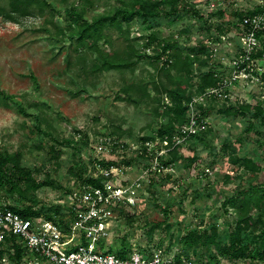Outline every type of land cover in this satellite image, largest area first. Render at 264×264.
<instances>
[{
  "label": "rangeland",
  "instance_id": "374dc122",
  "mask_svg": "<svg viewBox=\"0 0 264 264\" xmlns=\"http://www.w3.org/2000/svg\"><path fill=\"white\" fill-rule=\"evenodd\" d=\"M8 1L0 0V5L8 6ZM132 1L127 0L128 3ZM92 2L93 6L86 12L89 19L112 13L120 7L118 0ZM182 2H187L204 14L209 12L207 9L202 10L208 0ZM254 2L242 0L239 7L243 11L254 5ZM53 4L57 9L55 13L46 9L19 22L0 19L1 85L8 93L16 95L31 114L25 116L0 101V148L10 152L22 150L31 168L39 169L42 177L50 175L57 184L63 186L45 187L37 193L46 204H54L59 200L65 202V190L72 189L76 181L73 176L76 158L73 148L62 147L54 139L37 132L38 115L42 122L41 128L51 131L59 141L74 137L79 139L85 134L94 140L97 135L116 128L127 132L124 139L129 140H135L140 135H155L163 121L156 113L158 98L161 104L167 103L168 98L165 97L166 92L156 93L152 82L159 81L161 86L171 88L170 76L178 77L175 71L169 77L162 74L161 70L165 66L162 60L157 68L145 59L138 61L134 69H97L102 63L99 53L76 50L65 35L57 34V28L67 25L65 8H82L85 1L53 0ZM225 6L228 11L221 19L228 21L236 6L232 0H225ZM206 27L207 24L202 25L193 14H187L175 24L162 20L155 29H151L145 20L136 18L129 25H124L126 33L107 28L106 33L111 42L106 44L101 41L100 48L115 51L129 61H134L136 57H130L127 53L131 47L141 54L153 55L159 51V43L177 42L183 47L193 46L206 38ZM154 30L158 31V38L150 43L148 36ZM194 70L197 74L203 69L196 67ZM32 75L38 79V89L34 86ZM195 82L196 78L192 81L193 87H189V95L195 89ZM144 86L148 88V95L139 91ZM125 88L130 89L125 92ZM233 101L261 104L264 108V85L258 88L237 85L233 88ZM245 118L236 116L227 119L213 114L207 145L193 142L182 149L183 157L177 160L180 168L175 165L172 172L160 173L154 179L158 185L151 188L147 187V181L144 188L136 193L137 205L124 206V213H116L110 237L102 239L100 245H115L117 248L125 243L129 253L160 251L171 256L197 258L199 255L209 261L212 254L210 247H196L194 252L193 248L184 246L181 238L190 230L202 231L215 225L220 237L227 240L237 219L234 211L225 212L222 206L226 195L230 193L228 188L240 176L245 180H264V171H247L233 164L229 157L249 156L259 162L264 170V147L250 142L257 137L245 133ZM225 142L230 144L227 152L222 149ZM52 146L63 150L58 159H55L59 155L57 151H52ZM93 151L90 146L85 148L83 158L88 160L90 155L95 156ZM192 155H198L199 160L187 169L183 163H187L186 158ZM207 166L211 167L212 173L204 175L203 167ZM139 175L140 168L132 165L122 175V180L135 179ZM226 175L231 177L228 183ZM165 209L168 211L165 212ZM217 264H264V261L220 257Z\"/></svg>",
  "mask_w": 264,
  "mask_h": 264
},
{
  "label": "trees",
  "instance_id": "16d2710c",
  "mask_svg": "<svg viewBox=\"0 0 264 264\" xmlns=\"http://www.w3.org/2000/svg\"><path fill=\"white\" fill-rule=\"evenodd\" d=\"M85 5L82 8L75 6L66 7L64 10L65 19L67 22L66 27L57 28L58 35H65L72 46L76 50L97 52L99 53L102 63L97 69L110 71L113 69H134L138 61L145 59L150 60L155 67L161 63V55L169 50L165 66L162 68L164 73L169 77L172 71L178 74L170 76V83L172 87L160 85L159 81H153V90L161 94L166 92L165 97L169 99V103L161 104V99L158 98V107L156 113L163 119L159 128L155 131V135L164 136L172 135L176 130L184 125L188 117L187 102L194 93L204 92L206 89L217 84L218 78L215 74V67L212 63L208 47L205 44V39L212 36L213 30L224 32L229 28L234 20L237 22L244 16L253 12L251 9L243 11L232 10L230 13L231 19L224 21L223 18L227 13L226 10H219L217 12L202 13L199 9L189 6L183 0H133L128 3L127 0H118L120 7L116 8L112 13L99 14L93 18H87L86 12L93 6L92 0H84ZM8 6L0 5V19L7 21L19 22V20L33 15L35 12H44L49 9L51 13L57 12L54 7L53 0H9ZM189 14H193L201 22L202 25L207 24L206 38L199 41L198 44L193 46L183 47L172 42L169 44L159 43V51L156 54H141L133 47L127 52L130 57H136V60L129 61L127 58L122 57L115 51H105L100 48V42L110 43L106 29L113 28L120 32L126 33L124 25H129L134 19L145 20L150 24L151 29L161 25L162 20H167L171 24H175L181 18ZM150 43H154L158 38V31L151 32L148 36ZM262 45L264 51V36L262 37ZM163 64V65H164ZM200 67L203 69L200 73L195 74V68ZM33 78L34 86L39 88V82L35 75ZM196 78L194 83L195 89L191 95L188 94L189 87H193L192 81ZM264 81V75H263ZM130 88H125L124 91H129ZM139 91H143L148 95V88L146 86L140 87ZM73 95H78L74 93ZM0 101L7 107L17 109V111L25 116H31L26 110V107L19 101L14 94H10L4 89L0 81ZM38 106V105H37ZM202 114L204 116H225L227 119L241 116L247 121L245 133L247 136H256L257 139L250 140L255 142L258 147H264V108L261 104L252 103H238L236 101L228 100L226 102L211 101L208 107H202ZM41 118L37 116V132L44 134L47 137L54 139L56 144L60 146H68L73 148L75 155V168L73 176L76 181L81 183L90 184L94 187H102L106 181L104 177L94 178L89 175V165L93 162V156L90 155L88 160L83 158V150L90 146L91 137L87 134L81 135L79 139L65 138L58 140L51 131H45L41 128ZM209 126L205 131L191 136L188 142L184 145H179L171 150L169 154L163 159L165 165H177V160L182 158V149L191 146L193 142L197 145H207V135ZM127 132L120 131L116 128L112 131L103 132L101 134H108L122 139ZM128 135V134H127ZM153 134L140 135L135 140H147L154 138ZM230 147L228 142L223 144L222 149L227 152ZM52 151H57L60 157L63 153L62 149L52 146ZM196 151V150H194ZM233 164L239 165L247 171L260 172L264 171L261 164L249 156H229ZM137 162L149 165L145 158L135 159ZM187 163L183 166L190 169L198 160V155H192L186 158ZM122 162L131 164L132 160H123ZM214 162V161H213ZM212 162V163H213ZM104 164L112 165L117 164V161H103ZM178 168H180L177 165ZM39 169L31 168L24 159L22 150L10 152L0 148V203L6 202L15 211L19 212L24 217H34L44 215L48 219H52L66 225L65 208L59 204H46L41 201L37 193L45 188H62L61 184H57L56 180L50 175L42 177ZM156 177L153 175L147 187L151 188L158 185ZM227 183L230 182V176H225ZM234 179V178H233ZM236 183L229 187V194L226 195L222 206L225 212L234 211L237 214L235 225L229 233V237L225 240L220 237L218 228L212 225L202 231L190 230L182 238L181 242L184 246L193 248L208 246L212 254L208 258L210 262L217 264V259L220 257L235 258V259H250L253 261H264V180L256 181L255 179L245 180L240 176ZM71 189H66L69 192ZM168 211L165 209V212ZM120 213H124L122 209ZM7 241L15 246V254L8 255L12 262H17L22 256V249L16 244V237H7ZM125 243L122 246H109L101 245V249H107L117 255L125 258L129 252ZM1 246V245H0ZM4 244H2V247ZM0 247V264L2 258L6 256L4 247ZM181 256L176 255L178 260ZM197 259L202 260L199 255Z\"/></svg>",
  "mask_w": 264,
  "mask_h": 264
},
{
  "label": "built area",
  "instance_id": "2783aa9c",
  "mask_svg": "<svg viewBox=\"0 0 264 264\" xmlns=\"http://www.w3.org/2000/svg\"><path fill=\"white\" fill-rule=\"evenodd\" d=\"M240 1L232 0L235 10L241 11ZM254 1V5L248 8L253 10L252 13L244 14L238 22L234 20L224 32L214 29L212 36L205 39L218 81L204 92L190 97L187 121L174 134L155 135L147 140L100 134L91 140L90 147L95 156L89 165V175L104 177L106 181L102 187L73 182L65 202H55L65 208L66 225L44 215L24 217L7 203H0V247L4 244L7 252L2 264H215L183 255L177 260L175 255L160 251L132 252L123 258L101 249L100 244L102 239L110 237L116 213L124 206L137 205L136 193L144 188L145 183H149L153 175L173 171L172 164L163 163L169 152L211 126V116H204L202 107H208L212 100L232 101L233 88L239 84L251 88L264 85V0ZM206 9L209 12L228 11L225 0H208L202 10ZM168 52L161 55L162 61L167 59ZM166 101L169 103L168 99ZM137 158H145L149 165L137 162ZM108 160H132L133 163H103ZM132 165L140 168L139 177L122 180V175ZM203 173L211 174V167H203ZM10 236L16 237V244L23 251L17 262L8 257L15 254V246L7 241Z\"/></svg>",
  "mask_w": 264,
  "mask_h": 264
}]
</instances>
